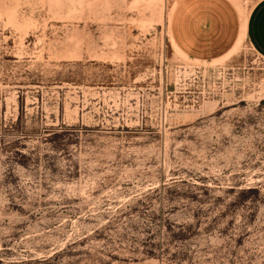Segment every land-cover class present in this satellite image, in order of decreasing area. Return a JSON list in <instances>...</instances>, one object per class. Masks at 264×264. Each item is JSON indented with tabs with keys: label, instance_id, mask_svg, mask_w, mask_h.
<instances>
[{
	"label": "rangeland",
	"instance_id": "obj_1",
	"mask_svg": "<svg viewBox=\"0 0 264 264\" xmlns=\"http://www.w3.org/2000/svg\"><path fill=\"white\" fill-rule=\"evenodd\" d=\"M179 1L0 0V264H264V58Z\"/></svg>",
	"mask_w": 264,
	"mask_h": 264
},
{
	"label": "crops",
	"instance_id": "obj_2",
	"mask_svg": "<svg viewBox=\"0 0 264 264\" xmlns=\"http://www.w3.org/2000/svg\"><path fill=\"white\" fill-rule=\"evenodd\" d=\"M170 38L186 57L214 60L225 56L243 32V41L264 58V0L249 11L245 27L225 0H181L170 17Z\"/></svg>",
	"mask_w": 264,
	"mask_h": 264
}]
</instances>
